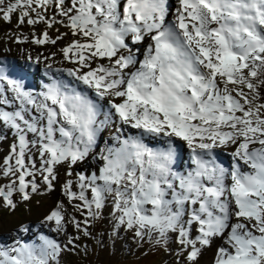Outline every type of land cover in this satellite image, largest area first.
Returning a JSON list of instances; mask_svg holds the SVG:
<instances>
[{"label":"snow or ice","instance_id":"obj_1","mask_svg":"<svg viewBox=\"0 0 264 264\" xmlns=\"http://www.w3.org/2000/svg\"><path fill=\"white\" fill-rule=\"evenodd\" d=\"M13 19L0 210L63 198L0 235V264H85L101 221L162 264H264V0H0Z\"/></svg>","mask_w":264,"mask_h":264},{"label":"rangeland","instance_id":"obj_2","mask_svg":"<svg viewBox=\"0 0 264 264\" xmlns=\"http://www.w3.org/2000/svg\"><path fill=\"white\" fill-rule=\"evenodd\" d=\"M15 24V19H13L12 24H8L0 20V36H2L3 32L7 29L15 30ZM30 27L31 26L25 24L22 26V31L27 33L30 31ZM36 27L37 30H39L43 27V25H37ZM61 31H63V29H61ZM13 47V54H17L15 52V46ZM10 143L11 137L9 136L7 140H4L2 144H0V159H2L6 154ZM63 178L64 176L62 170L61 179L63 180ZM62 198V193L58 187L57 190L50 195L34 197L30 214L23 205L17 209L14 216L0 210V235L14 228L18 224L19 220H35L36 217L43 214L54 201ZM37 200H40L41 203L37 204ZM107 228L108 225L106 222L101 221L97 223L93 229L94 233L97 234L103 242L101 246H98L95 240L82 238V244H88L90 249L95 250L89 257L86 258L85 264H162V261L169 259L162 251L149 253L148 256H144L143 252L147 251V245H145L144 248L138 249L135 241L132 239L131 233H125L123 230L120 232V236L115 238L113 242V240L109 239L106 233ZM70 231H72V229H70ZM214 252V247L207 250L202 257V264H209L213 258ZM80 259V257H75L71 254L69 255V260L79 261Z\"/></svg>","mask_w":264,"mask_h":264},{"label":"bare ground","instance_id":"obj_3","mask_svg":"<svg viewBox=\"0 0 264 264\" xmlns=\"http://www.w3.org/2000/svg\"><path fill=\"white\" fill-rule=\"evenodd\" d=\"M2 142H3V141H0V144H2ZM82 167H83V165L79 166V167L77 168V170H80V168H82ZM206 264H208V263H206ZM209 264H210V262H209Z\"/></svg>","mask_w":264,"mask_h":264}]
</instances>
